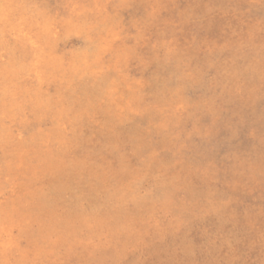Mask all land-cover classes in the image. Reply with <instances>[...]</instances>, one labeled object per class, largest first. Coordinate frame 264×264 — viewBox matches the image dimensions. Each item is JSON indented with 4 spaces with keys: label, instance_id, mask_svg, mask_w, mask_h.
I'll list each match as a JSON object with an SVG mask.
<instances>
[{
    "label": "rangeland",
    "instance_id": "rangeland-1",
    "mask_svg": "<svg viewBox=\"0 0 264 264\" xmlns=\"http://www.w3.org/2000/svg\"><path fill=\"white\" fill-rule=\"evenodd\" d=\"M0 264H264V0H0Z\"/></svg>",
    "mask_w": 264,
    "mask_h": 264
}]
</instances>
